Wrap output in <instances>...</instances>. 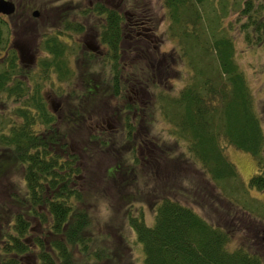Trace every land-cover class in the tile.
I'll return each mask as SVG.
<instances>
[{"label": "trees", "instance_id": "1", "mask_svg": "<svg viewBox=\"0 0 264 264\" xmlns=\"http://www.w3.org/2000/svg\"><path fill=\"white\" fill-rule=\"evenodd\" d=\"M160 1L169 20L168 29L179 37L181 47L178 45L175 48L174 55L179 58L182 53H187V45L197 48L194 51L196 56L187 59L191 73L176 96L159 92L158 103L152 98L145 100L137 114L169 117L171 122H165L169 123L167 136L174 141L182 156L168 152L165 148L167 143L159 137L153 141L138 139V143L139 146H146L150 142L153 145L150 147L161 152L159 160L146 159L155 174L160 169L161 177L167 171V159L170 158L179 163L185 161L182 166L189 172L196 167L199 169L193 179L194 185L191 179L192 183L188 186L179 178L183 187L177 194L180 198L171 194L173 189L168 182L171 176L166 177L163 187L155 182L154 190L158 192H146L149 195L142 192L141 182L135 194L138 198L143 196L147 205L153 207L152 224L145 225L140 213L138 216L127 215L124 219L134 232V240L141 245L142 264H264V227L246 220L248 225L239 228L233 213L229 212L231 207H225L231 202L222 195V190H226V179H235L239 186L241 182L234 164L224 155L220 142L250 154L256 159L257 168H260L264 152V135L257 105L235 61L234 41L227 31V35L225 32L217 35L218 29H213L216 26H212L209 32L200 7L207 0ZM135 7L139 8L138 11L131 12L133 16L124 20L117 9L101 0H92L91 6L79 11L82 16L84 11L88 12L89 18V14L92 19L98 18L99 22L92 23L94 26L91 27L88 24L85 26L82 21L61 20L63 14L58 13L62 31L43 33L42 51L36 61V70L40 72L38 80L28 83L27 87L21 79L15 78V74L24 68L20 66L16 51L8 46L6 29L9 27L0 18V49L6 51L0 63V105L4 107L6 100L17 102L12 107L16 118L11 120L10 125L0 119V151H3L0 152V264H76V254L82 255L81 264H117L115 258L118 259L121 254L112 250L114 239L119 241L112 234V228L90 232L92 225L86 211L89 205H86L84 197L95 191L84 185L86 181L95 189L101 185L100 190L105 191L104 194L112 192L109 200L127 201L119 194L133 193L128 185L136 181L132 175L135 170H130V167L139 164V161L137 157H132L131 152L129 158H133V165L127 164L119 152L121 147L117 141L104 132L93 133L89 128L93 124L87 119L85 121L84 116L92 101L116 102L124 98L128 90L126 84L153 86L160 78L166 77V74L161 76L165 70L162 54L142 38L151 34L149 27H146L147 31L142 27L153 21L152 6L147 7L141 1ZM263 10L262 4L254 5L251 0H245L240 5L239 17L242 18H238L239 29L249 45L264 44ZM207 21L220 23L219 19ZM27 24L23 26L27 30L30 28V32L38 28L34 22ZM91 28L98 43L106 49L104 54L99 55L100 59L81 48L77 55L76 43L68 44L71 39L70 42L62 39L67 30L80 34ZM122 42L123 59L120 61L118 50ZM72 49L75 54L72 58L73 71L68 65ZM166 55L170 57L166 66L174 70L171 53ZM79 65L84 71L91 70L89 80L81 79L84 71L78 76ZM52 75L56 82L70 85L67 87L70 99L64 108L67 118H63L64 114L59 117V111L53 113L48 110L42 98L39 81L44 79L45 83L52 85ZM78 77L82 83L91 81L95 84L90 96L74 83L75 79L78 82ZM25 80L28 81L27 75ZM73 103L75 107H72ZM170 105L172 108L169 110ZM117 119L129 127V119L119 112ZM5 128L7 131L3 132ZM92 137L95 141L99 139V143L89 141ZM75 139L81 141L82 148H79L82 150L78 148L81 154L89 157V149L98 152L101 147L103 154L98 153L99 156L107 153L103 157L111 164L107 162L102 168L89 166L88 162V166L83 165L81 154L78 156L79 150L72 153L69 148ZM122 141L130 143L131 137H124ZM140 165L143 166V163ZM193 165L196 166L193 168ZM257 171L250 175L248 185L262 190L264 172ZM156 181L160 180L156 178ZM104 186H108L109 190L103 189ZM191 187L192 193L199 198L187 195ZM114 194L117 200L112 198ZM189 198L196 204L199 200L198 211L192 206L194 204H188Z\"/></svg>", "mask_w": 264, "mask_h": 264}, {"label": "rangeland", "instance_id": "2", "mask_svg": "<svg viewBox=\"0 0 264 264\" xmlns=\"http://www.w3.org/2000/svg\"><path fill=\"white\" fill-rule=\"evenodd\" d=\"M15 2L18 6V11L16 14H14L13 17H7L5 14L0 13V18L3 20L5 19L6 22H8L9 29H6V36H7V43L10 46L11 49L16 51L17 48H21L24 56V60L21 59L20 66L23 67L20 72L15 74V78H19L22 80V82L26 85L28 83L33 84L37 82L39 71L36 70V61L38 60V57L40 55L39 53V47L37 43L41 41L42 34L45 31H54L57 32V30L62 31L61 28V20L70 19L71 21H82L83 23L86 22L90 27L91 25L94 26L92 23L99 22L98 18H90L88 17V12L83 11V16L79 12L81 8H86L91 6L90 3L92 0H12ZM103 3L109 7H112L114 9H117L121 15L124 16V20H127L133 16L131 12L138 11L137 6L141 1L145 2L147 7L152 6V14H153V21L150 22V24L145 23L144 27H149L151 34H148L150 37H142L146 41H148L151 46L158 49V51L162 54L163 62L165 65L164 73L161 74V76L166 74L165 79L160 78L158 83H154L153 86H143L141 83H133L135 87L139 88L140 92V101L143 103L145 100H149L152 98V101L157 102V94L159 92L168 94V96H176L178 91L182 89L185 84L188 82L189 74L191 73L190 67H189V61L187 59H190V57H195L194 54L195 50L197 48H190L187 45L185 46V50L187 53H182V55L178 58L176 54L174 55L175 48L180 45L179 37L174 34L171 30L168 29L169 20L167 16L165 15V10L162 7L160 0H101ZM245 0H207L204 4L200 5L201 11L203 12L204 20L206 24L209 26V32L212 26L213 29L217 30V35L223 34L227 31V34L230 35L231 39L234 41V52H235V61L238 63L240 70L242 71L246 82L248 84L249 90L254 98V102H256V107L258 110V115L260 117L261 122V128L264 135V91H262V84L264 80V44L260 45H249L244 40V37L242 33L240 32L238 23L239 8L241 3ZM253 4H262L264 9V0H251ZM46 7V8H45ZM51 8L52 10H50ZM73 8V9H72ZM136 8V9H135ZM74 10V11H73ZM36 12L35 16H33L31 13ZM59 14H63L61 16V20L58 17ZM40 19L37 17L40 16ZM264 17V10L261 15ZM32 17H36V21H33L35 23V26L38 27L34 31L30 32V28L28 30L25 28V23L28 21H31ZM89 19L87 22L85 19ZM213 19V21L220 20V23H211L208 20ZM27 20V21H26ZM53 24V27L51 25ZM33 25V24H32ZM29 27V26H28ZM199 32V27L197 28ZM224 30V31H223ZM66 34L62 36V39H65L68 42V39L66 38L67 33L70 34L72 40H75L78 38L80 40L81 44H85V41L90 44V46L96 45L97 47L100 46V50H103V46L100 45L97 41H95L92 37L93 29L91 28V33L88 32L86 36L78 33H75L73 31H65ZM70 32V33H69ZM197 32V34H198ZM226 34V35H227ZM62 35V34H61ZM197 36V35H196ZM204 38V35H202ZM202 38V39H203ZM9 39V40H8ZM73 42V41H72ZM137 46V42L135 43ZM40 46V45H39ZM175 46V47H174ZM38 47V48H37ZM72 48V47H70ZM151 48V47H150ZM182 51V49H181ZM126 52V49H125ZM171 53L172 58V65L174 67V70H171V68L166 66L168 61L170 60L168 58L166 53ZM193 55L191 56V54ZM73 54V52H72ZM95 57H98L99 53H94ZM185 54V55H184ZM6 55V51H3L0 49V63L4 59V56ZM71 55V54H70ZM33 57V61H29V57ZM175 57V58H174ZM72 57H70V61L68 63L70 70H74V65L72 64ZM100 59V56H99ZM81 71H84V68L79 65L78 68V76L80 75ZM168 71V72H167ZM39 72V73H38ZM85 73L81 74V79L84 77L85 80H89L91 77L88 73L91 72L90 69L87 71H84ZM167 72V73H166ZM26 75L28 81H26ZM75 75V74H74ZM53 76V75H52ZM51 76V78H52ZM75 79V78H74ZM34 81V82H33ZM54 82V83H53ZM41 83V95L42 98H44L46 108L50 111L57 112L58 105L57 103L60 101V98L55 95V90L58 87H64L66 84L59 85L58 82H56L54 76L52 80V85L45 83V80L39 81ZM74 83H77V86L81 87L82 84L78 83L75 79ZM93 83V82H89ZM73 84V83H72ZM43 86V87H42ZM27 87V86H26ZM68 86H65V89ZM130 94V93H129ZM110 102L109 105H107V108L105 106V109L102 113L93 112V118L97 115L98 117L101 116L102 119L107 120L108 123L114 124V118L113 114L110 113L111 110L115 108V103L120 102V99H118L116 102L115 100L108 101ZM5 105L2 107L0 105V119L2 120V123H5L7 126L10 125V122L12 119L16 118V115L13 113L12 107L16 105L17 102H13L10 100L4 101ZM76 103V102H75ZM75 103L72 104V107H75ZM158 103V102H157ZM93 104H90L88 106V110L91 108ZM169 110L172 108V106H168ZM68 109V107H67ZM101 110V108L99 109ZM60 112V116H64L63 118H67L68 114L64 113V108L62 110L58 109ZM142 115V114H141ZM144 120L141 122L140 129L135 130V136L137 139H150V141L155 140V137H159L160 139L164 140L167 145L165 148L170 152L171 154H175L182 156L179 148L174 145V141L168 138L167 136V129L169 127V123H165L166 121H170L169 117H163L160 114H155L154 117L148 115H145ZM103 121V123H105ZM106 121V122H107ZM171 122V121H170ZM36 130L38 127H34ZM7 128L3 130V132H6ZM113 138L117 141V144L121 147L119 152L121 155L126 158L130 157L131 152H133V158L137 157V147L138 150L141 152H144L145 147H150L149 145L146 146H134V150H127L128 146H123L124 143L122 141V135L121 133H114L112 134ZM80 140L75 139L73 141V147L78 150L80 146ZM150 143V142H149ZM221 149L224 153V155L234 164L237 175L239 177V181L241 182V186H239L235 179H226V190H222V195L227 197L226 199L229 200L231 203L228 206H225L227 208L231 207L230 213H233L234 216V222L239 224V228H243L245 225H248L246 223L247 221L256 222L259 226L264 227V189L257 190L254 186H250L246 183V179L251 174H254L258 172L257 170H260L261 173L264 172V152L262 154V162L260 165V168H257V164H255V160L250 154L237 150L227 144H225L224 141L220 142ZM82 148V147H81ZM80 149V148H79ZM93 149H89L88 151H91ZM3 153V151H0ZM89 157H86L85 155L81 154L83 165L88 166L86 163H94L97 161V155L92 154V152H89ZM155 157L157 160L161 157L160 151H155ZM152 160V159H151ZM168 164L166 168V172L161 177V171L158 168L157 172L158 174H155L154 168L151 165L150 161L138 159L139 164L136 163L134 165L135 172L132 173L133 175V181L132 185H128V188L131 192H133L131 195H126L123 192L119 194L123 200L127 201H111L109 200V194H112V192H107L102 190V186H98L99 189H95V187L89 186L90 184L85 183V187H87L90 191L95 193L89 194L88 197L86 195V198L84 197V201L87 203L86 205H89L88 208H86V211L88 213L90 222H91V230H88L90 232L96 233L99 229L106 230V227H111L112 234H115V238H117L119 241L114 239L115 246L112 248L114 251H119L121 254L118 259L115 258L117 264H142V248L141 245L134 240L135 235L133 230L128 226L127 222L125 221L124 217L127 215L130 216H138V213H140V216L144 222L145 225L150 226L152 224L153 218H152V208L149 205H147L146 201L143 199V196L138 198V194H135L136 189H140L139 184L141 183V189L142 192L145 193V195H149L148 193H152L154 191L158 192V190H154L156 186H154L155 182L158 185H161L163 187L164 180L167 181L166 177L171 176L170 180L168 181L172 192L171 194L174 195L173 197L177 198L178 191H181L183 187H181L182 183L179 181V178L181 177L182 182H187L188 186L192 183L191 180L195 178V172L199 169L198 167L194 168L193 170L189 172L187 168H184L185 163H179L176 161L175 158L167 159ZM173 161H176L173 163ZM103 164H111L110 161L104 160ZM128 162V161H127ZM143 163V166L140 164ZM161 163V162H160ZM98 164L100 168H102L104 165ZM186 165V164H185ZM161 166H164L161 164ZM198 168V169H197ZM103 170V169H102ZM200 171V170H199ZM78 174H76L77 176ZM160 180V181H156ZM155 179V181H154ZM191 179V180H190ZM193 180V185H194ZM200 183V182H199ZM83 185L82 183H80ZM181 184V185H180ZM157 185V187H159ZM187 191V195L189 197H193V199H197L199 197L195 196L191 189ZM101 189V190H100ZM103 189H108V186H104ZM123 191V190H122ZM199 191V190H198ZM85 196V195H84ZM116 195H112V198H115ZM118 197V196H117ZM195 197V198H194ZM180 198V197H179ZM188 199V204L192 203L193 207H195V210H199L197 208L199 204H196L195 201ZM114 200H117L115 198ZM131 200V201H129ZM149 200V199H146ZM153 201H151V204ZM119 204H122L121 206ZM80 203H78V206ZM153 206V204H152ZM85 207V206H84ZM223 209L222 207H220ZM234 209V210H233ZM224 211H221L223 213ZM205 215L211 216L210 213H204ZM215 214V213H214ZM210 219V218H209ZM111 225V226H110ZM252 226V225H251ZM34 227V226H33ZM114 229V230H113ZM105 232V231H104ZM236 232H240L236 231ZM118 233V234H117ZM121 239L123 240L121 243ZM81 255V254H80ZM79 254L75 255V261L76 264H81V261L83 258L82 255ZM114 256V255H113ZM129 256V257H128ZM108 259V258H107ZM111 261H114L113 258H109ZM30 264V263H27Z\"/></svg>", "mask_w": 264, "mask_h": 264}, {"label": "flooded vegetation", "instance_id": "3", "mask_svg": "<svg viewBox=\"0 0 264 264\" xmlns=\"http://www.w3.org/2000/svg\"><path fill=\"white\" fill-rule=\"evenodd\" d=\"M9 1H11L13 3V5H14V11L12 13L8 14L7 17H13L14 14H16V12L18 11V6L12 0H9ZM90 5H91V3H90ZM31 14L33 16H35L36 12L34 11ZM40 17H41V15L38 16L37 18L40 19ZM32 18H31V22H33L32 20L36 21V19H37L36 17H32ZM4 21H5L6 24H8V22H9V20H7V22H6L5 19H4ZM29 23H30V21H28V24ZM84 24H85V26H87L86 22H84ZM142 30L147 31L148 28L142 27ZM90 31H91V29H86L83 32L82 35L86 36L88 34V32H90ZM145 36L146 37H150L148 34L145 35ZM42 37L43 38L41 39V41L39 43H37V45L39 47V48L37 47L39 49V53H41V51H42V50H40V46L39 45L42 42V40L44 39V34H42ZM92 37H93V39L95 41H97L96 36L94 34H92ZM66 38L68 39V42H70V39L72 40L71 36H69V37L66 36ZM68 44H75L76 45V47H77V53L76 54L77 55L79 54V50H78L79 48H81L82 51H88L89 53H95L96 52V54L97 53L104 54L105 51H106V49L104 47H103V50H100V46L99 47H97L96 45L90 46V44L88 42H86V41H85V44H86V46H85L84 44H81V42H80V40H78V38L75 39L73 42L68 43ZM123 49H124V44L122 42L119 45V50H118V53H119L118 60H120V61H122V59H123V57H122L123 56ZM17 50H18L17 51V53H18L17 57H18V61L20 62L21 59L24 60L25 58L23 56V52H22L21 48H17ZM72 52H74V49H72V51L70 53L71 54L70 57H72V56L75 55L74 53L72 54ZM28 60L29 61H33L34 59H33L32 56H30ZM79 63H81L80 60H79ZM72 64H73V61H72ZM104 68H106V67H104ZM77 71H78V69H77ZM71 82H73V80H71ZM58 83H59V85L66 84L64 82H58ZM78 83L82 84V86L81 87L78 86V88L79 89L84 88L83 91H85L89 96H90L92 90L94 89V87H96L94 83H88V84H87V82L82 83V81H81V79L79 77H78ZM133 85H134L133 83H131V85L126 84L128 90H127L126 94L124 95V98L125 99L124 98H121L120 99V102H116V103H119L118 106L115 107L113 110L110 111V113L113 114L112 116H113L114 121H115L114 124H112V123L109 124L108 121L106 120L107 121L106 122L105 119H102L101 118V116L98 117L96 115L95 118H93V115H92L93 112H95L94 110H96V112H98V113H102L104 111V109H105V106L107 108V105H109L110 102H108V101L107 102H104V103H94V101H92L90 104H93V105L90 108L91 110L89 109V111H88L89 114H88V112H86V114L84 116V120L85 121L87 119L88 121H90V123L93 124V125H90L89 128L92 131H94L93 133H95V134H98V132L101 131V132L106 133L107 136L110 135L112 137L113 135H111V133L113 131H115V133H121L122 139L124 137H131V142L130 143H128L126 141L123 142L125 147L128 146L127 147V150H131V151L134 150V146L135 145L139 146L138 139L136 138V136H135L136 134L134 132H135L136 129H140L141 122L143 121V116H139V114H137V111L139 110L140 105L143 104L140 101L139 88L138 87H135ZM65 86H70V85L69 84H66ZM65 86L64 87L56 88L55 91H54L55 92V95L60 98V101L57 103V105H58L57 111H58V109L62 110L63 108H65L66 103L70 99V97L68 96V89L67 88L65 89ZM125 103H127L128 106H126ZM90 104H89V106H90ZM100 108H101V110H99ZM55 111H53V113H55ZM118 112L121 113L124 118H128L129 119V127H126L125 125H123L117 119ZM103 121H105V123H103ZM89 141H95L94 137L90 138ZM98 141H99V139L96 140L95 142L96 143H99ZM105 141L107 142V144L109 143V140L108 139H106ZM149 145L150 146H153L151 143H149ZM69 148H70V150H71L72 153H78V151H76V149L71 144L69 145ZM80 150H82V149L80 148ZM80 150H79V153H78V156L79 157H80V154H81V151ZM97 150H98V152H93V150L91 151L93 155L94 154L97 155V161L95 162L96 164H94V163H90L89 164V166H93L94 168H99L98 164H103V161L106 160L103 156L106 155L107 153H105L104 155H102L103 152L101 151L102 150L101 147L99 149H97ZM88 152H90V151H88ZM98 153H102L101 154V157L99 156ZM136 155H137V158L138 159H142V161L143 160H146L147 158L152 159L154 161L157 160V158L155 157V150H154L153 147H145L144 148V152H142V151L140 152L138 150V147H137V154ZM124 160L126 161L127 164L133 165L132 164L133 158H127V159L124 158ZM130 170H135V168L134 167H130ZM196 173L197 172H195V175H196ZM249 177H248V179H249ZM248 179H246V183L247 184H248ZM263 239H264V237H263Z\"/></svg>", "mask_w": 264, "mask_h": 264}, {"label": "water", "instance_id": "4", "mask_svg": "<svg viewBox=\"0 0 264 264\" xmlns=\"http://www.w3.org/2000/svg\"><path fill=\"white\" fill-rule=\"evenodd\" d=\"M14 11V5L9 0H0V13L8 15Z\"/></svg>", "mask_w": 264, "mask_h": 264}]
</instances>
